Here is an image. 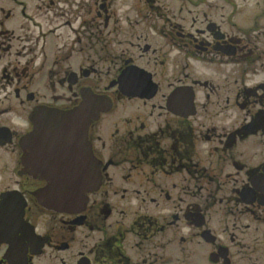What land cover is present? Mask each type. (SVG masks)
<instances>
[{
	"label": "flooded vegetation",
	"instance_id": "1",
	"mask_svg": "<svg viewBox=\"0 0 264 264\" xmlns=\"http://www.w3.org/2000/svg\"><path fill=\"white\" fill-rule=\"evenodd\" d=\"M0 264H264V0H0Z\"/></svg>",
	"mask_w": 264,
	"mask_h": 264
},
{
	"label": "water",
	"instance_id": "2",
	"mask_svg": "<svg viewBox=\"0 0 264 264\" xmlns=\"http://www.w3.org/2000/svg\"><path fill=\"white\" fill-rule=\"evenodd\" d=\"M79 111L80 110L77 109L66 113H60L62 115H60L59 117L60 119H64V118L68 119L74 117L75 114H77ZM81 149L83 153V158L85 159L88 158L89 151L85 140H83ZM99 183H100V177L99 175H97V179H94V181H92L93 190L96 189ZM90 190L92 189L88 187V183L84 177H81V180L78 177L77 182L76 181L69 182V184L68 181H66V184L64 186L55 183V185H53L52 187L47 188V192L49 194L50 193L52 194V195L50 194L51 197L49 200L51 202H54L55 205L62 210L84 207V204L87 201L86 193L89 192Z\"/></svg>",
	"mask_w": 264,
	"mask_h": 264
},
{
	"label": "rangeland",
	"instance_id": "3",
	"mask_svg": "<svg viewBox=\"0 0 264 264\" xmlns=\"http://www.w3.org/2000/svg\"><path fill=\"white\" fill-rule=\"evenodd\" d=\"M204 9V8H203ZM217 14V13H216ZM202 16V15H201ZM214 18H219V15L218 16H216V17H214Z\"/></svg>",
	"mask_w": 264,
	"mask_h": 264
}]
</instances>
